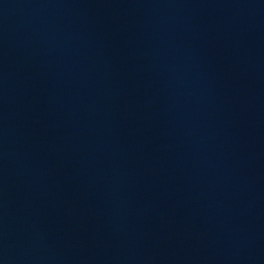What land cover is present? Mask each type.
<instances>
[{"label":"water","instance_id":"1","mask_svg":"<svg viewBox=\"0 0 264 264\" xmlns=\"http://www.w3.org/2000/svg\"><path fill=\"white\" fill-rule=\"evenodd\" d=\"M0 264H264V0H0Z\"/></svg>","mask_w":264,"mask_h":264}]
</instances>
